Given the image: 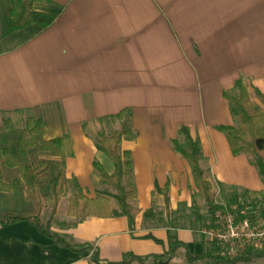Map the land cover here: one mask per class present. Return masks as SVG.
<instances>
[{
  "label": "crops",
  "instance_id": "obj_1",
  "mask_svg": "<svg viewBox=\"0 0 264 264\" xmlns=\"http://www.w3.org/2000/svg\"><path fill=\"white\" fill-rule=\"evenodd\" d=\"M10 8L11 0H0V121L31 115L43 121L38 139L69 135L72 151L65 176L75 179L87 198L102 188L93 161L108 174L114 171L112 160L96 145L105 125L99 119L129 110L134 133L120 143L130 153L126 183L134 188L140 210L132 226L125 216L77 221L67 214L73 193L67 191L49 222L50 231L92 246L103 261H121L128 253L146 264L181 258L182 251L185 256L183 247L168 254L169 234L191 254L211 251L213 245L200 230L175 223L151 225L143 212L155 205L165 216L155 184L169 185L174 214L195 196L191 166L171 144L181 126L199 144L200 166L217 203L226 200L224 194L231 199L244 190L264 191V178L250 157L233 154L217 129L237 125L224 97V92L237 94V80L264 110L257 95L264 94V0H43L34 2L33 9L53 15L51 24L32 23L7 33ZM32 148L38 160L48 162L39 177L48 183L57 158L37 145ZM3 169L1 164V176ZM18 191L3 192L8 210L33 209L24 187L19 185ZM49 217L50 211L44 218L42 211L44 223ZM90 257L91 251L56 244L27 220L0 225V264H95Z\"/></svg>",
  "mask_w": 264,
  "mask_h": 264
},
{
  "label": "trees",
  "instance_id": "obj_2",
  "mask_svg": "<svg viewBox=\"0 0 264 264\" xmlns=\"http://www.w3.org/2000/svg\"><path fill=\"white\" fill-rule=\"evenodd\" d=\"M43 0H11L9 11V22L7 33L20 29L32 23L43 27L48 26L54 19L53 15L37 12L33 9V3ZM237 91L236 95L224 92V97L228 101L229 112L235 119L237 125H219L217 129L224 133L230 149L233 154H246L250 157L252 165L256 168L258 174L264 178V110L258 109L251 100L248 89L241 80L234 84ZM261 102L264 104V94L257 92ZM19 115H23L22 110H18ZM129 110H122L115 115L99 119L103 126L105 123H121L120 130L114 134H107L101 130L96 140L97 148L106 154L114 164V171L108 174L98 161H93V168L100 178V184L105 189L98 190L96 197L87 198L75 179L69 180L65 176L66 158L72 151V140L69 135H63L50 140H40L39 136L43 127L41 119H35L31 115L25 116L24 125L17 132L14 148L8 145L0 144V191L17 192L19 185L24 187V193L28 200L34 204V209L23 210L19 212L0 211V225L2 227L14 224L19 221L27 220L37 231L47 238L52 239L61 246L78 249L79 251H91V260L95 264H146L144 258L134 254H126L121 261H103L99 257L98 250L90 245H77L66 241L62 237L50 231L49 222L57 212L58 204L61 198L67 193L70 185L73 193L69 198L67 214L82 221L89 216L114 217L125 216L129 226H132L136 215L140 210L135 206V190L125 181L131 171V157L128 151H122L120 143L123 137L132 138L133 131L129 127ZM10 120H5L6 128L10 125ZM177 138L171 140L175 153L185 159L191 166L195 196L203 201L207 206V215L209 221L215 210L218 208L216 194L200 166L201 151L198 142L193 139L189 130L181 126L177 132ZM37 145L38 150L47 152L50 156L56 157L53 162V172L48 181V195L44 193L46 186L40 181L39 177L42 171L47 169V161L40 159L36 163L32 161L29 150ZM1 164L7 168L17 170L19 181L5 182L1 176ZM40 167H44L40 170ZM107 188L114 190L111 194ZM155 192L163 195L165 216L156 214L153 208L143 212L144 220L151 225L174 226L169 219L175 212L169 209V185L163 188L157 184L154 186ZM262 192H253L244 190L240 194H233L231 200H236L242 196H259ZM114 201V205L111 201ZM50 204V218L47 223L41 220V213L45 205ZM198 220H203L198 216ZM204 223L203 225H205ZM195 228V227H191ZM179 247L185 249V257L189 261H199L211 259L216 263L236 264L239 261H250L254 257L264 256V250L253 254L241 255L233 259H226L216 253L213 248L207 253L191 254L187 245L174 235L169 234V251L173 254ZM153 264H170L163 259L154 261Z\"/></svg>",
  "mask_w": 264,
  "mask_h": 264
},
{
  "label": "built area",
  "instance_id": "obj_3",
  "mask_svg": "<svg viewBox=\"0 0 264 264\" xmlns=\"http://www.w3.org/2000/svg\"><path fill=\"white\" fill-rule=\"evenodd\" d=\"M200 233L218 255L233 259L264 250V194L223 200Z\"/></svg>",
  "mask_w": 264,
  "mask_h": 264
},
{
  "label": "rangeland",
  "instance_id": "obj_4",
  "mask_svg": "<svg viewBox=\"0 0 264 264\" xmlns=\"http://www.w3.org/2000/svg\"><path fill=\"white\" fill-rule=\"evenodd\" d=\"M4 121L5 120L0 121V144L8 145L10 148L13 149L15 145V137L17 135L18 130L23 127L24 120L23 119L19 120L17 117H14V121L10 122V125L8 128H6ZM120 125L121 123H116V124L105 123L104 127L101 130L105 131L107 134H114L120 130ZM29 152H30V157L32 161L36 162L38 160V157H37L38 155H37L36 150L35 149L33 150L32 148L29 150ZM2 166L4 168L3 176H2L3 181L5 182L17 181L16 179L19 178L17 170L14 169L13 171L11 169H6V166L4 167V164H2ZM44 185L46 186V191H44V193L48 195V190H47L48 183L45 182ZM101 189H105V187L102 186ZM67 191L70 193L73 192V189L70 185L68 186ZM107 191L111 194L114 193V190L111 188H107ZM17 194H19V191ZM224 195H225L224 198L228 200L227 194H224ZM6 202H7L6 194L0 191V211L1 212L13 211V210H8L11 208V206H7ZM112 202L114 204L113 200ZM65 204H66V201H63L62 210ZM47 205H45V207L42 210L43 218H44V214L46 215V213H49V211L51 212V209H49L50 206H47ZM26 208H28V206H26ZM154 209H155L156 214H160L159 210H157L158 206L154 205ZM28 210H32V209H28ZM161 213L163 215L164 211H162ZM198 216L203 218V220H198ZM169 219L171 220L172 223L179 224V225L186 226V227H195L193 229L199 231L203 227V224L206 223L208 220L207 206L197 196H193V198H191L189 206H186L185 204H180L179 209L177 210V213L170 215ZM182 254H183V257L181 258L176 257V259L169 261V263L170 264H219V263L212 261L211 259L199 260V261H196L195 263H187V259L184 256L183 251H182ZM236 264H264V256L254 257L250 261H239Z\"/></svg>",
  "mask_w": 264,
  "mask_h": 264
}]
</instances>
